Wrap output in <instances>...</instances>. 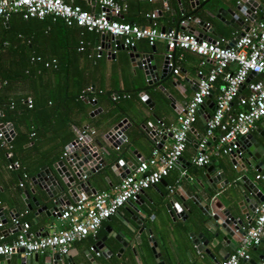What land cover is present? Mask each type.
I'll return each mask as SVG.
<instances>
[{
    "label": "crops",
    "instance_id": "0c3cea01",
    "mask_svg": "<svg viewBox=\"0 0 264 264\" xmlns=\"http://www.w3.org/2000/svg\"><path fill=\"white\" fill-rule=\"evenodd\" d=\"M75 1L83 9L97 11L95 4L85 0ZM124 2L126 9L119 18L122 21L139 26H151L154 22L156 27L163 29H175L178 26L180 31L196 30L206 38L232 39L253 21L243 18V14L238 12L237 0L208 1L209 9L221 8L223 12L220 16L223 22L213 17L209 30L191 21L181 28V16L191 10L188 0ZM261 5L264 6V0H261ZM151 12L156 14L154 19L149 17ZM234 15L241 17L243 23H239ZM254 15V20L262 19L264 11L256 9ZM107 43L108 49L105 48ZM79 46H82L81 50H78ZM164 50L165 44L161 41H156L152 47L145 40H137L134 45V52L139 57L151 56L157 70ZM174 55L175 64L182 69V73L171 74L162 82L163 89L167 92L165 95L159 89L147 86L143 71L129 61L126 50H116L107 36L103 40L95 32L76 27L55 25L49 29L41 24L40 19L22 18L19 13H12L7 20L0 19V107L7 111L9 103L13 102L19 114L8 112L11 122L6 123L13 128L8 142L17 134L27 138L13 151L19 167H7L0 160V242L10 241L15 235L10 230L12 217L27 221L28 231L35 235H44L61 227L62 222L57 216L50 217L47 223L42 222L45 219L42 211L44 193L33 177L42 166L55 174L53 165L63 160L64 147L80 132L89 133L93 130L94 133L89 135L107 146L103 134L111 125L122 119L126 120L123 125L125 140L118 143L117 149H109V155L102 154L106 165L89 178V187L96 191L110 190L120 181L119 173L123 171V163L117 165L115 170L109 167L117 155L123 153L127 160H133L136 164L137 159H134L129 147L140 158L149 154L156 144L148 138V130L157 127L159 121L166 125L174 124L177 113L195 89L199 56L179 48L174 50ZM52 59L53 64L44 65V62ZM209 67L210 60H205L201 68L205 72ZM176 80L178 84L172 85L171 81ZM220 83V78H217L209 98L212 102ZM141 90L152 102L151 106L145 104L139 96ZM240 94H246L245 87L241 88ZM26 98L31 100L30 107L25 104ZM91 98L94 100L91 101ZM231 107L233 110L240 109L235 100ZM212 108L213 106L203 105L197 120L187 133V143L176 168L156 184L143 189L115 214L104 219L94 236L86 235L72 242L67 254L62 257L77 264L82 261L89 264L85 253L91 255V264H215L207 253L197 251L193 240H197L198 236L201 239L200 233L208 234L203 224L208 221L213 224L211 214L220 215L231 204L236 207L239 204L243 210L246 208L247 203L242 199L246 191L240 190V176L247 175L250 182L264 195V160L262 154L249 167H242L239 159H235L237 166L240 165L241 168L234 172L230 168V158L216 150L215 136L210 137L205 146V152L209 153L208 162L213 165L215 172L224 173L223 178L232 183L221 187L217 184V192H205L196 201L194 197L206 190L205 186L197 190L193 188V178L201 170L197 169L198 165L192 160L198 153L196 142L203 134L205 118L211 114ZM0 116L2 117L1 113ZM1 123L5 122L0 121ZM249 134L261 139L260 135H264V117L254 124ZM169 142L170 138L165 137L161 145H168ZM257 162L263 164L258 171L252 167ZM20 182L22 185H19ZM206 195L209 196L208 216H204L194 203L203 208L206 206L203 200ZM247 196L249 197L248 194ZM47 204L51 206L52 200ZM238 216L243 222L244 231L252 223V219L246 221L242 214ZM114 236H120L123 244ZM149 236L156 243L153 253L148 243ZM239 236L237 232L233 235L235 245ZM96 244L100 246L98 254L90 249ZM101 244L111 252L107 258L102 255ZM220 248V245H216L211 249L215 260L219 262L222 260L218 254ZM224 250L228 253L233 250L230 243L225 244ZM254 253L240 264H251L250 260L257 264L263 260L264 239L255 246ZM47 255L54 254H38L37 264H42L43 257ZM15 261L16 252L8 257H0V264H15Z\"/></svg>",
    "mask_w": 264,
    "mask_h": 264
},
{
    "label": "built area",
    "instance_id": "2783aa9c",
    "mask_svg": "<svg viewBox=\"0 0 264 264\" xmlns=\"http://www.w3.org/2000/svg\"><path fill=\"white\" fill-rule=\"evenodd\" d=\"M85 1H93L97 11L83 9L69 0H0V19L7 20L12 13H19L22 18L43 19L49 16L52 21L58 19L66 26H76L99 35L103 34L112 42L117 39L129 49L134 48L137 40H145L149 46L156 41L164 42L166 65L173 75L179 73V67L175 64L176 48L199 56L195 89L177 113L174 124L166 125L159 121L157 127L148 130L150 133L154 129L159 135L170 133L168 145L153 147L112 189L87 194L81 191L76 200L61 205L60 209L54 212H58L57 217L62 222L61 227L55 231L35 235L28 231L27 221L12 217L10 230L15 235L10 241L0 242V257H8L18 250H21V255L45 252L65 255L75 240L86 235L94 236L104 219L115 214L121 206L135 199L143 189L156 184L180 164V155L187 143V133L197 120L201 105L212 94L217 78H220L221 83L213 101L212 112L205 118L203 134L196 142L198 153L192 160L195 165L201 166L208 162L209 153L205 152V146L207 140L213 136L216 138L217 151L239 159V138L249 134L254 124L264 117V17L251 21L237 37L209 39L198 37L188 30L161 29L156 27L154 22L151 26H139L122 21L119 18L126 9L124 0ZM155 15V12H151L149 17L154 19ZM180 23L184 25L183 20ZM96 47L100 49L98 45ZM113 47L115 48L114 42ZM81 49L82 46H79L78 50ZM143 59V64L149 63V60ZM205 60H210L211 67L204 72L201 67ZM51 63H54L53 59L44 62V65ZM242 87L246 89L244 95L240 94ZM234 100L240 109H232ZM25 104L30 107L31 100L26 98ZM1 124L4 126L7 123ZM93 133V130L89 133L80 132L64 147L63 158L71 152L74 144L82 141L83 136ZM5 134H8V130L1 127L0 141L4 145L8 143ZM6 156L8 157L9 153ZM16 166V162L8 165ZM0 237L2 238L1 235ZM263 239L264 201L254 208L252 223L240 234L234 249L218 264H240L241 261H247L251 248ZM90 249L95 250L94 246ZM95 254H98V251L95 250ZM257 264H264V261L261 260Z\"/></svg>",
    "mask_w": 264,
    "mask_h": 264
},
{
    "label": "water",
    "instance_id": "95a60500",
    "mask_svg": "<svg viewBox=\"0 0 264 264\" xmlns=\"http://www.w3.org/2000/svg\"><path fill=\"white\" fill-rule=\"evenodd\" d=\"M209 0H188V4L191 8V10L187 13L181 16V20L184 21V25H181L182 27L187 26L188 22H193L199 26L205 27L208 30L211 29L212 26L211 22L213 17L221 20V15H223V12L221 8H218L217 10H211L207 7ZM91 4H93V1H90ZM236 9L238 12L243 14V18L248 20H254L255 15L254 11L262 10L264 11V6L261 5V0H238V3L236 5ZM231 13V11H229ZM237 21L239 23H243V19L241 17H238L234 15ZM232 22V21H229ZM226 23V22H225ZM236 23V22H235ZM210 24V25H209ZM247 28V25L244 26V29ZM163 29V28H161ZM189 29V28H188ZM175 30H178V26L175 28ZM188 31H191L193 34H195L198 37H203L202 33L196 30L189 29ZM214 32V31H213ZM212 32V33H213ZM215 33V32H214ZM237 37V35H236ZM100 38L103 40H106L105 35H100ZM209 39H212L209 37ZM111 40V39H110ZM115 49L116 50H126L127 56L130 62H134V64L137 66V68L141 69L143 71L144 79L148 87H153L156 89H159L162 91L165 95H167V92L163 89L162 82L170 77L171 72L167 68L166 65V57L163 54L161 63L159 66V69H156V65L153 60L150 59L151 56H144L139 57L138 54L134 52V48H127L121 45L117 39H114ZM153 46V45H152ZM151 46V47H152ZM105 48H109V45L105 46ZM166 50V49H165ZM164 50V51H165ZM149 60V63L143 64L144 59ZM179 72L182 73V69H179ZM172 85H177L178 80L171 81ZM139 96L144 101L145 104L148 106H151L150 99L143 93V90L139 92ZM211 96V95H210ZM208 99L201 105L200 112L203 109V105L207 104L208 106H213V102ZM92 101V100H91ZM208 116V115H207ZM206 116V117H207ZM155 119L158 121V119L155 117ZM125 119L120 120L114 125H111L110 128L103 134V138L108 143L107 146H103L102 143L97 140L93 139L91 135L86 134L82 137V141L77 142L73 145L71 152L63 158V160H59L56 162V165L54 166L55 174L53 171L48 170L45 166L40 167L39 171L34 175L33 179L35 182L38 183V187L43 191L44 193V204L42 205V211L45 215V219L42 221L43 223H47L49 221L50 217L58 216V212L54 213L55 211H58L63 204H67L71 201H74L77 199L78 194L82 191L86 194L89 193V191H96L93 187H89L90 181L89 178L94 176L101 168H103L106 165L105 160L102 157V154L109 155V149L115 148V146L118 145L121 141L125 140V135L123 133V125L125 123ZM2 129L6 128L8 130V134H5L6 140H9L12 137L13 128L11 124L7 123L3 126V124H0V128ZM192 128V127H191ZM261 139H256V137H253L250 134H246L245 136H242L239 138V148L241 151V156L239 158V163L242 167L247 166L249 167L251 162L257 160L260 155H262V158L264 160V135H260ZM165 137H170V133L166 134H157V132L153 129L148 133V138L153 142L157 141L156 146H160L163 142V139ZM129 150H132L134 154V159L137 161L141 160L142 158L139 157V154H137L132 147H129ZM245 154V155H244ZM230 159L231 169L234 172H237L241 166H237L238 163L236 162L233 155H227ZM123 163V171L119 173V177H123L129 169L133 168L135 163L133 160H127L124 154H119L114 158L112 164L109 166L111 170H115L117 165H120ZM262 163L257 162L255 165H253V169L258 171L259 166L262 168ZM198 170H201L200 173H198L193 178V188L197 190L200 187L205 186V190L202 192H199L194 198H196V201L199 200L200 196L203 193H209L210 191L217 192L218 188L221 186H227V184L232 183V181H228L227 179H224V173L222 172H215L213 165H211L210 162H207L204 165L198 166ZM58 177L60 179H58ZM244 182H242V181ZM240 182V190L243 189L246 191L242 195V199L247 203L246 208L243 210L241 209L240 205L237 204V207L234 204H231V206H227L225 209L221 211V214H211L210 219L213 220V224H211L210 221L203 224L204 227H206L208 234L204 235L203 233H200V238L198 236L197 240H193V243L196 244L197 251L205 252L207 253L215 262V264H218L219 261L215 260L214 256L212 255L211 249L214 248L216 245H220L221 248L218 251V254L221 256L222 259H224L229 253L224 250L225 244L230 243V247L234 249L235 247V241L233 239V235L235 232L239 234H243V222L239 214H242L246 221L251 220L253 218V211L254 208L259 204V202L264 201V195L261 194L257 190V188L254 186L253 183L250 182L247 175H242L238 179ZM243 183V185H242ZM219 184V187L217 186ZM245 185V186H244ZM249 195V197L247 196ZM200 195V196H199ZM138 196V195H137ZM204 198V197H203ZM52 200V205L48 206L47 203ZM204 205L203 208L195 203L197 208L200 210L204 216H208V202H209V196L206 195V197L203 199ZM37 204V203H36ZM27 208H29V205H26ZM119 210V209H118ZM233 212H232V211ZM236 212H238V215H236ZM1 218V216H0ZM40 220V219H38ZM37 220V221H38ZM4 221V220H1ZM114 238L123 244L121 242L120 236H114ZM148 243L150 246V249L153 253L154 247H156V243L153 239V237L148 238ZM103 247V248H102ZM100 246L95 245L94 249L98 251ZM255 247L252 248L251 253H254ZM95 250H93L95 252ZM21 250H18L16 252V261L15 264H37V256L38 254H29V255H21ZM101 252L104 257L110 256V250H108L103 244H101ZM223 252V254H222ZM86 254V259L89 261V264L92 262V257L89 253ZM261 259L264 260V257L261 256ZM251 264H256L254 260L249 261ZM42 264H77L75 262H70L65 257L63 258L62 255L54 254V255H47L43 257ZM78 264H88L84 261L78 263Z\"/></svg>",
    "mask_w": 264,
    "mask_h": 264
},
{
    "label": "trees",
    "instance_id": "16d2710c",
    "mask_svg": "<svg viewBox=\"0 0 264 264\" xmlns=\"http://www.w3.org/2000/svg\"><path fill=\"white\" fill-rule=\"evenodd\" d=\"M72 2L75 3V4H78V1L73 0ZM9 17H8V19H9ZM31 19H37V18H31ZM37 20H39V19H37ZM40 20H41V24H43L44 26H48L49 29L53 28L55 25L57 27L58 26H63V27H68V28L69 27H76V26H66L62 21H60L58 19L52 21L49 16H46V17H44L43 19H40ZM76 28H79V27H76ZM87 32H93V31H87ZM39 63L42 64V61H39ZM51 64H53V63H51ZM54 65L56 66V63ZM50 67L53 68V66H50ZM10 103H12L11 106H10ZM10 103H9V107L10 108L7 111L4 108L0 107V113L2 114V117L0 116V119H1L0 121L1 122L10 121L11 118L9 117L8 112H10L11 114H18L17 106L14 105L13 102H10ZM22 118H24V116H22ZM18 137L21 138V140H19ZM26 140H27V138H25V136H23V135L20 136V134H17V136H14L8 143H6V145L0 144V160H2V162H3V164L5 166L8 167V165L11 162H15V161L17 162V159H16L13 151L15 150L16 146H18L22 141H26ZM7 145H9V147H7ZM7 152H10L8 157L6 156ZM19 166H20V164L17 162V167H19Z\"/></svg>",
    "mask_w": 264,
    "mask_h": 264
}]
</instances>
